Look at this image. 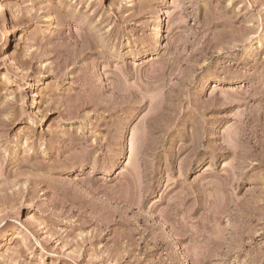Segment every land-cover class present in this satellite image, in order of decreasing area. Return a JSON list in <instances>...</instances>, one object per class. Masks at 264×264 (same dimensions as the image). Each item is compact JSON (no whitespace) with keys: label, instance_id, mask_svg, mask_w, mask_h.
<instances>
[{"label":"rangeland","instance_id":"rangeland-1","mask_svg":"<svg viewBox=\"0 0 264 264\" xmlns=\"http://www.w3.org/2000/svg\"><path fill=\"white\" fill-rule=\"evenodd\" d=\"M0 264H264V0H0Z\"/></svg>","mask_w":264,"mask_h":264},{"label":"bare ground","instance_id":"bare-ground-1","mask_svg":"<svg viewBox=\"0 0 264 264\" xmlns=\"http://www.w3.org/2000/svg\"><path fill=\"white\" fill-rule=\"evenodd\" d=\"M159 16H160V12L157 13V14H155V16H153L154 20L152 22H150L151 23V30L153 31L152 33H154L156 39H158V25H157V20H158ZM3 49H6L5 45H4Z\"/></svg>","mask_w":264,"mask_h":264}]
</instances>
